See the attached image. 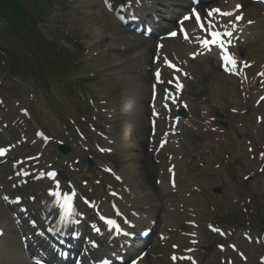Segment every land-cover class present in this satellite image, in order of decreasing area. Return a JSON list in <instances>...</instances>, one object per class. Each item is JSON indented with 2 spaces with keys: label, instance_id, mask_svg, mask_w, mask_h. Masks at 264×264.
I'll return each mask as SVG.
<instances>
[{
  "label": "bare ground",
  "instance_id": "6f19581e",
  "mask_svg": "<svg viewBox=\"0 0 264 264\" xmlns=\"http://www.w3.org/2000/svg\"><path fill=\"white\" fill-rule=\"evenodd\" d=\"M75 1L78 4L77 13H72L73 23L76 27L75 32L72 36L62 32L60 41L68 44L71 48H75L74 42L78 43L75 38H78L81 43V49H83L78 52V55L89 63V68L96 67V70L104 73L107 78H105V81L110 84L101 85L102 87L97 93L98 96L96 94L100 101V106L99 104L98 106L104 111V124L106 127L105 129L104 126H97V129L100 130L103 136L109 138V142L103 141L101 143L104 150L108 148L106 143L110 144L113 141L112 145L117 149V152L115 153L116 156L113 155L110 158L108 165L103 161V164L96 161V168L113 169L115 176L119 177L121 182L119 184H111L107 180L104 181L92 167H84L81 157L84 155H98L97 152L94 153V146L88 143L82 151L78 150V141H69L64 134V125L60 121L63 132L59 131L55 141L53 143L50 142L46 148H43L44 142L33 143L24 152L20 150L11 151L9 155L12 157L6 156L5 162L0 159V189L2 188L0 194L23 195L22 190H18L14 186L18 180L15 170H20L18 160H23V167L25 168L29 166L30 168L44 170V172L57 170L63 177L72 180L73 185L76 182H79L80 185L82 182L87 181V188L82 190L92 199L98 200V197L104 205L103 198H107V202L117 205L116 211L118 212L129 213L135 211L134 213H139L142 216L150 214L153 220H158L161 224L160 234L164 235V241L166 240V245L160 250L163 261L158 263L151 260L149 264H174L170 257L172 254H179V252L172 249L173 245L178 246L179 251L196 247L189 246L190 239L171 238V236L167 238V234L169 236L168 228L173 229L174 226H179V221L196 222L197 217H199L197 209L200 206L202 207L203 201L200 188H213L219 184V182L216 183V177L205 176L202 169L188 170V158L184 160V157L182 162L178 161L184 150L192 153V149L190 150L189 148L193 144H187V142L189 140L203 141L206 139V141H203L205 145L200 148L208 150L220 148L218 150L221 154L228 155L233 159L239 154H243L245 150L248 153L246 163L254 168L248 182L254 181L257 176L256 173L261 168L262 163H264V158L260 157V153H264V121L260 122L259 120L260 111L263 110L264 105L263 103L257 105L258 99L264 95V88L260 90L264 86V75H262L264 73V11L260 5L251 6L246 0H228L220 3L228 9H233L236 3L244 5V9L241 12L245 14L244 22L240 25L244 33L238 42L240 46L237 49L233 47L232 50L236 53L233 52L239 61L237 66L239 74L233 77L220 71L221 68H219L217 57L212 53L207 57H202L200 54L196 55V63H194L193 69L195 83L194 88L190 90L192 98L198 99L201 94L206 95V100L203 103H209V108L217 107L223 103V106L227 109L228 105L226 104H232L233 109L239 113V122L235 130L241 132L245 140L240 142V138L235 132L222 133L218 129H212V126H203L201 130L186 133L189 135L186 141L185 139L180 140V137H173L164 133L160 140L167 139V144L163 147L157 144L160 150L155 155L154 152L151 153L148 150L147 146L149 144L145 139L146 136L150 135L151 131L149 118L153 116L157 120V136L161 126L163 124L165 126L171 125L172 120L166 121L162 110L157 104L158 99L155 101V108H153L155 112L153 109L145 107L144 103L152 102V85L154 84L158 88V93L162 91V103L165 101L164 89L168 88L165 81L172 80L173 75L177 71L175 68H169L164 64V57H168L178 69L187 66L189 74L193 76L190 68L192 63H190L188 56L198 53L200 46L195 37L199 36L200 33L194 29L191 23L187 24L190 40H185L181 35L173 40H164L162 42L164 47L160 51L162 60L154 64L153 61H150V55L151 53H156V49L152 46L151 41L126 38L125 44L117 45L112 43L120 40L110 36L111 30L101 22L100 0ZM110 1L121 5L133 2V0ZM142 2L147 4L151 14L153 13L155 17L162 19L164 30L165 25H172L173 20L178 17L176 9L181 5V0H142ZM249 21L252 22V25L247 27L244 23ZM219 22L224 23L227 21L219 19ZM121 32L123 34L126 33L125 30ZM107 42L109 43L107 44ZM241 61H245L248 67H242ZM158 68L161 70L163 84H158L150 72L151 70L152 72L157 71ZM132 98L138 99L143 105L132 108L130 104ZM192 102L193 100L190 99L187 103L192 105ZM203 103L198 106L200 112H206L208 109V106ZM22 106L21 103H7L8 113L4 119H8L6 123H10L11 127L15 123L14 128L21 131L32 142L28 121L19 114V110L24 109V106ZM176 109L175 106L169 105L166 108L167 115L175 117L177 115ZM185 118L189 119L188 116ZM199 120L204 121L202 118H199ZM188 124L191 127L198 125L195 119L194 124L191 119L188 120ZM107 129H110V132ZM232 134L234 142H226L225 138L230 137ZM3 137L6 138L7 134L0 131V139L2 140ZM80 140L85 141L84 138ZM65 142H69L73 150L72 156L68 158L67 156H59L56 150L59 143ZM194 148L196 149V147ZM258 149L261 150L257 152ZM41 153L42 158H39L38 155ZM103 156L107 157L106 155ZM29 157L30 159L26 160ZM15 158L18 160H15ZM74 160H77V163H73L74 168L70 169L67 163L74 162ZM167 160L169 161V166L172 165L171 172L175 174L176 185L174 187L169 185V172L163 170ZM155 162H159V164L157 165ZM182 164H184L183 169L180 168ZM183 172H185L184 175L182 174ZM157 175L160 176V184L157 182ZM62 179V177L57 179L59 184ZM46 184H50L46 182V179H41L38 182L29 179L28 183L30 190L36 193H40L43 188L44 190L47 189L49 185ZM62 184L65 188L68 187L67 184ZM112 186L116 187L117 198L111 196L109 189ZM258 186L259 184L256 182L254 187L260 191ZM101 202H97V204L102 205ZM24 205L23 203L19 207L22 208ZM38 205L40 209H44L42 202L33 204V208ZM14 210L15 205L11 202L3 205L2 201H0L1 225L7 226L11 223L10 217ZM25 212L27 213V211ZM195 216L196 218L194 219ZM147 221V218H144L143 222ZM188 233L192 234L193 232L190 231ZM17 237L18 233L13 227L6 229V236L0 241V264H31L24 256L23 251L19 249L16 241L18 240ZM157 241L159 246L164 242ZM148 249L147 247L144 251H148Z\"/></svg>",
  "mask_w": 264,
  "mask_h": 264
},
{
  "label": "rangeland",
  "instance_id": "374dc122",
  "mask_svg": "<svg viewBox=\"0 0 264 264\" xmlns=\"http://www.w3.org/2000/svg\"><path fill=\"white\" fill-rule=\"evenodd\" d=\"M16 2L20 5L19 14H24L22 21H18L20 15L19 18L15 17L13 19V26L16 27V32L12 29L7 36V25L3 19H0V47L3 49L0 50V97L6 99L9 104L14 102L22 103L23 106L29 109L31 115L29 125L31 128L44 129L53 139L59 131L63 130L60 123L62 121L65 128L64 131H66L68 136H71L68 138L69 141H75L77 139L75 126L84 134H88L90 129H94L95 125L93 126V124L95 122L97 124L103 122L101 115L103 110L98 108L100 101L96 94L102 87L101 85H110L105 81L104 73L96 70V67L89 68V63L78 55V52L83 50L78 38H75L78 40V43L74 42L75 48H71L68 44L60 41L62 32L70 36L75 32L76 27L72 16L73 12L77 13L75 1L16 0ZM1 5L2 3H0ZM101 10V22L111 30L110 36L120 40H114L116 42L112 43L117 45L125 44L126 35L121 32V28L117 23L103 9ZM18 34L19 36H17ZM152 43L154 47L155 42ZM4 52L15 53L17 55L16 59L13 54L6 55ZM151 58L152 53L150 61ZM191 68L193 73L194 64ZM192 77V82H189L186 93V97L193 100V107H191L189 116L197 117V121L200 122L198 115L202 116V114L198 110V106L206 100V95L201 94V97L195 101L194 98L190 97L189 90H191V87L192 89L194 88L193 84L195 83L194 73ZM109 99L111 98L109 97ZM109 99L108 101L111 103ZM130 104L132 108L143 105L136 98H132ZM203 104L208 105L207 102ZM144 105L146 107L147 103H144ZM226 105H228L227 109L222 104L217 107L219 110H213L212 113H204L202 117L206 120L205 124L214 125V127L223 132L235 131L240 135V139L243 140V136L237 130H232L239 122L238 114L234 113L232 104ZM261 113L264 114V109ZM216 115L224 117H217ZM219 121L226 123V127L218 125ZM53 125L54 127H52ZM190 129L191 127H182L185 141L189 136L185 131ZM163 130L164 128H162ZM228 139H233V134ZM89 140L90 142L95 141L90 136ZM77 141L80 142V140ZM203 141L189 140L187 144H193L189 148L190 150L192 149L191 155L200 154L203 157H195L192 160L195 166L198 164L204 165L208 170L207 172H213L216 176L220 173V188L209 189V193L206 195L210 202L213 203L214 211L223 210L226 207L228 209L222 212L215 211L217 213L214 216L215 220L228 231H236V227L232 226H240L244 229H253V233L257 236H264V187L260 185L264 181V172L261 174L259 172L255 180L251 181L249 185V183L244 181V177L249 175V172L253 171L254 168L246 163L247 153L240 154L236 159L232 160L231 157L224 156L218 150L200 148L204 146ZM66 146L70 150V154H68L71 155V151H73L71 145L66 143ZM115 151L117 152L116 149H114V153ZM57 152L59 155L62 154L58 149ZM111 156L99 157H102V161L106 164ZM93 161L95 160L93 159ZM102 161L100 163L103 164ZM84 164L88 165L86 160H84ZM69 167L71 168V163ZM103 172L106 174L105 171ZM106 175L108 176L106 178L112 184H115L112 176L108 173ZM256 182L259 184L258 188L261 191L254 187ZM234 189L238 191V194ZM209 210L211 211L206 212L204 215L207 219L210 218V212H214L212 208ZM226 224H229V227ZM233 241L240 245L241 249L246 253L247 264H259L258 258L264 255V246H246L242 248L241 243L236 240ZM219 243L224 244V241L214 238L210 242L211 245L214 244V248L210 249L209 252L202 248L197 253L198 260L202 264H206L208 260L212 259L215 262H212V264H220L222 259H227L226 255H221L216 251V245ZM236 264L243 263L237 261Z\"/></svg>",
  "mask_w": 264,
  "mask_h": 264
},
{
  "label": "snow or ice",
  "instance_id": "6c2138e0",
  "mask_svg": "<svg viewBox=\"0 0 264 264\" xmlns=\"http://www.w3.org/2000/svg\"><path fill=\"white\" fill-rule=\"evenodd\" d=\"M195 3L198 5L199 0H195ZM240 5L236 6V11H239L240 9ZM207 17L203 18L201 17L200 13L196 10V7H193L191 9V15H186L184 16L183 20H189L191 19L193 16L195 17V22L198 25L200 31L204 34L203 36H196L195 40L199 43L200 47L202 49H204L205 51L211 52L213 50V47L215 46L216 48H218L219 51V55H220V59L223 61V68L225 71L230 72L232 74H239L237 72V66H238V62H237V58L236 56L229 51L230 47H233L234 45L232 44V37H233V31H229L227 30V25H223L219 23V20L215 19L217 16L219 17H233L234 16V21H229V23L232 24V28L233 30L236 27V22H239L240 20L243 19V15H235V12H230V11H222L219 8H210L207 9ZM182 27L180 29V32L183 33V37L185 40H190L189 34L187 32V30L183 27V21L180 22ZM249 23H251V21H249ZM219 25V27H218ZM220 29H224V30H220ZM171 37H176L178 35L177 32L173 31L169 34ZM158 47H162V46H158ZM198 54H202V53H194L193 54V58H195V55ZM160 57L159 54L157 53L155 60L159 61ZM164 64L169 67V68H175L176 71H180V69L176 68L175 64H173L168 57H164ZM245 67H248L247 64L244 65ZM186 75V74H185ZM262 75H264V73H262ZM155 78L158 84H163L164 81L161 79V70L158 68L156 73H155ZM178 80V77H177ZM173 81L172 80H168L167 83L171 84ZM156 85H153V89H155ZM182 87L181 84L176 83L175 88L177 91L180 90V88ZM165 93L167 94L168 98H171L173 100V103H175V97L171 96V93L168 92V89L165 88L164 89ZM165 107H167V105H165ZM153 111L155 112V109H153ZM37 135H40L44 138L45 141H47L49 138L47 136H44L43 133H37ZM164 143H166V141H162L161 143V147L164 146ZM251 151V149H250ZM4 151L0 150V155H4ZM262 158H264V153H261ZM110 171V169H109ZM45 174L41 173L40 176L43 177ZM47 177L53 181H55L56 183V187L59 188V182L56 179L57 178V172L56 171H49L47 174ZM119 179V177H117ZM71 194L65 193L62 197L63 199V204L61 205V207L64 209V215L65 216H71L73 214H77L76 213V209L73 206V201L76 198V192L74 189L70 190ZM50 195L52 196H56L59 197L60 196V192H51ZM5 199H7V197H5ZM87 203V201H85ZM101 219H105L104 217H101ZM106 223L110 226H113L114 228L117 229V231H119V226L116 225L114 220L111 219H106ZM97 231H99V229H96ZM173 247H176V245H173ZM173 260H176L177 257L175 255H173L172 257ZM181 259H183V257H181ZM37 264H40V262L38 261ZM133 264H137L136 261H133Z\"/></svg>",
  "mask_w": 264,
  "mask_h": 264
}]
</instances>
